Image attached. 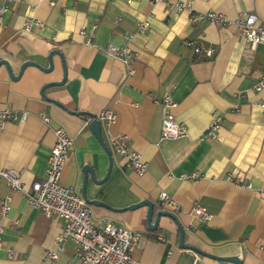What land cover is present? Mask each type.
<instances>
[{"label": "crops", "instance_id": "crops-1", "mask_svg": "<svg viewBox=\"0 0 264 264\" xmlns=\"http://www.w3.org/2000/svg\"><path fill=\"white\" fill-rule=\"evenodd\" d=\"M2 0H0V3ZM178 5H182L179 9ZM217 11L229 20L252 12L264 23V0H17L0 19V61L18 74L26 61L49 66L53 50L62 53L47 72L27 66L13 79L0 65V108L28 110L25 123L0 126V168L20 172L25 188L46 177L55 129L63 127L73 147L62 182L82 195L83 167L91 165L105 177L109 156L90 126L92 115L113 109L116 122L102 123V136L126 134L147 163L136 172L112 153L110 177L101 185L90 175L87 196L124 208L142 200L176 215L185 229V243L220 257H238L243 264H264V89H254L264 68V44L252 46L234 24L197 23L192 13ZM41 20L43 26L28 20ZM148 21L140 32L138 22ZM185 40L193 41L187 45ZM212 48L214 55L196 53ZM110 45L128 46L135 53L128 65L107 53ZM170 93L176 119L187 135L161 138L163 107L157 100ZM61 104H58V102ZM222 116L216 139H202L213 114ZM41 115L50 117L49 123ZM197 173V179L181 178ZM248 184L250 186L248 187ZM167 192L179 205L162 207ZM12 198L7 215L0 214L4 247L0 264H84L76 258L72 240L58 250L65 221L30 205L19 191L0 179V201ZM204 206L206 220L194 214ZM96 227L114 222L142 233L134 257L144 264H235L179 246L176 222L160 218L155 230L147 226L148 207L113 211L92 206ZM58 251L57 258L46 256Z\"/></svg>", "mask_w": 264, "mask_h": 264}, {"label": "built area", "instance_id": "built-area-1", "mask_svg": "<svg viewBox=\"0 0 264 264\" xmlns=\"http://www.w3.org/2000/svg\"><path fill=\"white\" fill-rule=\"evenodd\" d=\"M17 0H2L0 3V19L9 11L10 4ZM128 2L133 0H127ZM152 2L168 3L169 0H151ZM181 9L182 5H178ZM190 21L197 23H219L222 25L234 24L240 34L248 39L252 46L264 44V23L259 21V17L252 12H243L235 20H229L222 13L211 10L206 12L192 13ZM33 23L43 26L41 20H28L26 27L29 28ZM149 27L148 21L138 22V30L145 31ZM187 45H193V41L185 40ZM196 53H203L206 57H212L214 50H205L198 44L194 45ZM107 53L121 59L132 72L131 65L135 61V53L128 46L110 45ZM255 90L264 89V68L256 83ZM163 107L161 123L162 139H177L187 135L184 124L176 119L173 109L177 103L173 100L170 93H166L162 99L157 100ZM264 108V104H263ZM30 116V111H14L0 108V126L7 123H25ZM44 122L49 123L50 117L41 115ZM96 118L107 126L116 122V112L109 108L105 109ZM92 120V117L88 118ZM222 116L214 113L210 125L202 134V139L218 138V131L221 128ZM55 143L51 149L46 169V177L41 181H35L30 188H25L20 172L11 167L0 168V179L7 181L11 191H19L23 194L27 202L38 209H42L48 215L61 218L65 221L62 233L58 237V250L63 249V244L72 240L76 245V258L84 264H144L134 257V251L142 237V233L126 228L114 222H108L103 227H96L92 220L90 205L82 195L72 186H66L62 182V173L69 157V152L73 147V138L63 127L55 129ZM110 149L112 153L118 155L136 172L142 174L146 171L147 163L142 154L133 148L130 138L126 134L109 135ZM197 173L192 175L183 174L181 178L197 179ZM250 184H248V187ZM12 198L6 196L0 201V214L7 215L11 208ZM159 201L162 207L177 212L178 203L165 191L159 193ZM194 214L201 220L209 218L210 213L206 207L198 205L194 208ZM3 226H0V249L4 247L2 237ZM46 256L57 258L58 251H47Z\"/></svg>", "mask_w": 264, "mask_h": 264}, {"label": "water", "instance_id": "water-1", "mask_svg": "<svg viewBox=\"0 0 264 264\" xmlns=\"http://www.w3.org/2000/svg\"><path fill=\"white\" fill-rule=\"evenodd\" d=\"M55 54H58V55L61 56L65 74H64V77H63V79L61 81L46 83L42 87V94L44 95V97H46L45 91H46L47 88H49L51 86H55V85H62V84L65 83L66 78H67L66 77V63H65L63 55H62V53L60 51L53 50L52 52H50V54H49V66L48 67H43L42 65H40L39 63L34 62V61H26V62H24L22 64L19 73L16 74V75L12 73L11 67H10V65H9V63L7 61L1 60L0 61V65L4 64V65L7 66L8 70L10 72L11 78L19 79L21 77L24 69L27 66H29V65L37 66L40 69H42L44 71H47V72L52 71L53 68H54L53 56ZM58 104H61V103L58 102ZM91 117L93 119L91 120L90 126L92 127L95 135L97 136V138L99 139L101 144L104 146L106 152L108 153L110 163H109L108 171H107L105 177H103L102 179H98V177L96 175V171L91 165H88V164L84 165V167H83L84 177H83V185H82V197L85 199V201L89 205H92V206H103V207H106L108 209H111V210L117 211V212L118 211L123 212V211H127V210H135V209H137L139 207L147 206L148 207L147 226H148L149 230L157 229V227L159 225V222H160V218L162 216L171 217L177 224V229H178V232H179V246L181 248L191 249L193 251H196L197 253H200L202 255H207V256L213 257V258L218 259V260L230 261V262H233L235 264H243V261L241 259H239L238 257H220V256H216V255L207 253V252L201 250L198 247L186 244L185 243V229L180 224V222L178 221L176 215L171 213V212H169V211H166V210H159L158 212H156V206H155L154 202L149 200V199L142 200V201H140L138 203L131 204L128 207H124V208L113 207L110 204H108L105 201L100 200V199H90L87 196V187H88L89 175H90V178H91V180H92V182L94 184L101 185L102 183H104L110 177V174H111V171H112V166H113L112 151H111L110 147L105 143V141L103 139V136H102V122L99 119L96 118V115H92Z\"/></svg>", "mask_w": 264, "mask_h": 264}, {"label": "trees", "instance_id": "trees-1", "mask_svg": "<svg viewBox=\"0 0 264 264\" xmlns=\"http://www.w3.org/2000/svg\"><path fill=\"white\" fill-rule=\"evenodd\" d=\"M159 210H157V208H156V212H158Z\"/></svg>", "mask_w": 264, "mask_h": 264}]
</instances>
